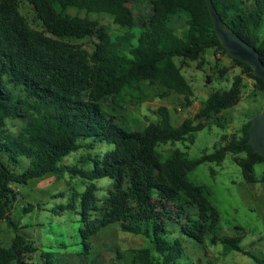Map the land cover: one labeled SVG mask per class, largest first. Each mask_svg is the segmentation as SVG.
<instances>
[{
    "label": "trees",
    "instance_id": "16d2710c",
    "mask_svg": "<svg viewBox=\"0 0 264 264\" xmlns=\"http://www.w3.org/2000/svg\"><path fill=\"white\" fill-rule=\"evenodd\" d=\"M41 30H34L21 12L19 0H0V221L7 220L15 237L8 247L0 246V264H89L92 239L111 224L125 233L150 239L163 264L181 258L179 239L170 240L177 231L197 242L214 232L221 216L204 186L189 180V174L205 162L221 163L228 154L241 168L247 183H255L254 167L264 164L249 140L252 116L241 128V135L225 141L210 154L189 159L174 150L163 158L157 148L175 142L193 143L196 133L216 118L225 128L222 113L236 106L242 97V77L230 88L212 93L194 117L179 126L171 122L167 108H159V121L144 129L130 131L119 126L115 117L103 110L110 102L117 105L131 88L142 82L158 84L168 92L181 95L192 105L193 89L182 74V64L200 62L208 49L222 51L264 93V81L253 68L231 57L218 39L206 0H28ZM224 26L253 46L264 63V37L259 30L264 20V0H212ZM135 6L146 15L138 19ZM69 8L86 13H105L124 33L111 38L97 21L68 14ZM94 40L93 49L73 44ZM38 43L36 50L31 41ZM180 59L177 64L176 60ZM199 66V65H198ZM200 67V66H199ZM259 111L258 113H260ZM22 123L17 133L10 132L7 121ZM97 142L114 148L102 157L88 155L93 167L82 170L61 165L63 159ZM23 164L24 167H23ZM11 165H14L12 168ZM22 172H17V169ZM65 173L90 184L60 210L77 211L79 202L83 250L78 253L42 251L40 263H29L37 248L18 234V225L8 214L17 193L13 186ZM109 178L111 189L99 205L94 181ZM264 183V171L261 177ZM33 209L26 208L25 212ZM224 252L242 253L257 264L264 260L251 255L240 245V238H218ZM65 248V247H64ZM132 264H153L151 250L131 249ZM121 256L120 253H118Z\"/></svg>",
    "mask_w": 264,
    "mask_h": 264
},
{
    "label": "rangeland",
    "instance_id": "374dc122",
    "mask_svg": "<svg viewBox=\"0 0 264 264\" xmlns=\"http://www.w3.org/2000/svg\"><path fill=\"white\" fill-rule=\"evenodd\" d=\"M19 1L21 12L28 25L40 31L41 26L34 19V12L28 0ZM134 8L138 19L146 17L142 13L141 6ZM67 12L72 16L97 21L111 38L125 32L114 23L112 16L105 13H86L76 8H69ZM259 35L261 38L264 37V20ZM93 41L85 39L75 41L73 44L91 51L94 47ZM31 45L36 50L40 48L34 40L31 41ZM186 65L180 66L185 78L192 84L194 93L191 106L185 104L181 95L168 92L164 87L149 82H142L136 88L129 89L123 99L117 101V105L110 102L102 105L103 110L115 117L119 126L130 131L142 130L149 122L159 121L158 111L162 107L169 111L171 122L179 126L186 118L194 117L212 93L227 90L233 80L241 76L243 83L240 102L222 113V117L228 119L225 128L216 125V118L203 120L206 127L196 133L193 143L187 141L159 145L157 150L164 159L174 150L184 152L189 159L214 152L225 141L240 137L243 124L264 107V93L256 92L254 80L244 74L243 70L222 51L206 50L198 64L199 68L196 67L197 63L193 62L190 63L191 66ZM21 126L22 123L18 120H10L7 121L6 128L12 133H17ZM91 141V139L85 143L81 141L82 148L65 157L61 165L90 170L93 165L87 160L88 155L102 157L114 148V145L107 142H97L93 148L88 149L87 144ZM11 167L13 168L14 165ZM17 170L19 173L22 172V169ZM263 171L264 164L255 165L254 175L257 182L247 183L241 168L231 154L219 164L205 162L193 170L189 174V180L208 190L211 202L220 212L221 220L214 232L203 242L181 235L177 231L178 227L174 226L176 232L169 234L168 238L179 239L183 245V253L181 258L170 264H257L242 253L235 251L225 253L220 242L215 244L211 242L213 235L218 238H240V245L245 251L264 260V183L260 181ZM89 184L90 182L80 177L65 173L61 179L49 175L32 180L27 185L13 186L17 198L11 204L12 209L8 217L18 225V234L25 237L27 244L37 248V252L27 259L29 263H40L39 255L42 251L65 254L83 250L79 233L82 225L78 215L79 202H77V211H61L60 207L70 203L72 194H81ZM94 184L99 187L97 197L99 205H102L108 190L111 189L112 180L103 178L94 181ZM29 206L33 209L25 212ZM14 237V229L8 221H0V246L8 247ZM142 248L151 250L153 264H163V256L155 251L150 239L143 235L125 233L120 229L119 224H111L92 239L91 250L84 259L89 264H132L128 252L131 249Z\"/></svg>",
    "mask_w": 264,
    "mask_h": 264
},
{
    "label": "water",
    "instance_id": "95a60500",
    "mask_svg": "<svg viewBox=\"0 0 264 264\" xmlns=\"http://www.w3.org/2000/svg\"><path fill=\"white\" fill-rule=\"evenodd\" d=\"M206 3L214 30L222 42L223 48L231 57L251 66L253 74L264 81V63L259 52L224 26L214 10L212 0H206ZM247 144L252 146L255 153L264 157V107L260 113L252 118Z\"/></svg>",
    "mask_w": 264,
    "mask_h": 264
},
{
    "label": "crops",
    "instance_id": "0c3cea01",
    "mask_svg": "<svg viewBox=\"0 0 264 264\" xmlns=\"http://www.w3.org/2000/svg\"><path fill=\"white\" fill-rule=\"evenodd\" d=\"M180 61H181L180 59H177V60H176V63L179 64ZM190 63H191V62H190ZM190 63L188 62L186 66H188V65L191 66ZM193 63H197L196 67L199 68V66H198L199 62H193ZM186 66H185V67H186ZM190 68H191V67H190ZM182 74L184 75L183 70H182ZM184 76H185V75H184ZM187 81H188V80H187ZM188 82H189V81H188ZM189 83H190V85H191V87H192L191 82H189ZM192 89H193V88H192Z\"/></svg>",
    "mask_w": 264,
    "mask_h": 264
},
{
    "label": "built area",
    "instance_id": "2783aa9c",
    "mask_svg": "<svg viewBox=\"0 0 264 264\" xmlns=\"http://www.w3.org/2000/svg\"><path fill=\"white\" fill-rule=\"evenodd\" d=\"M180 110V109H179Z\"/></svg>",
    "mask_w": 264,
    "mask_h": 264
}]
</instances>
